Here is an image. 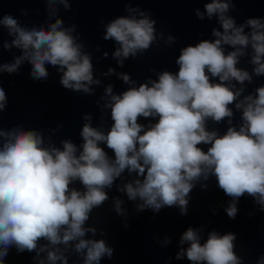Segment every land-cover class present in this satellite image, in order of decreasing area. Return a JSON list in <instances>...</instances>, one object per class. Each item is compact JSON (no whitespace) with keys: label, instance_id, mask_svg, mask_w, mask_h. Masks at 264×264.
Here are the masks:
<instances>
[{"label":"clouds","instance_id":"obj_1","mask_svg":"<svg viewBox=\"0 0 264 264\" xmlns=\"http://www.w3.org/2000/svg\"><path fill=\"white\" fill-rule=\"evenodd\" d=\"M228 10L229 4L220 0L206 5L209 17L220 14L224 33L214 30L220 39L183 49L177 60L178 74L165 71L159 82H152V87L144 84L122 97L112 96L111 130L105 135L86 124L79 156L70 142L64 143L63 151L47 150L34 132H0V136L10 137L0 150V264L13 245L21 252H31L42 238L52 245H67L84 237L89 231L83 227L89 213L108 199L104 189L125 169L143 177V182L137 180L135 187L131 183L125 186L129 199L139 197L144 201L141 210L147 206L158 212L164 206L178 204L186 213L192 181L202 175L207 179L208 173L215 175L228 196L240 198L247 193L264 205V87L256 90L257 98L248 96L236 105L243 108L245 122L239 131L229 128L227 134L218 136L205 127L208 118L220 122L233 115L228 105L239 93L230 90L225 82L235 79L243 84L251 80L246 71L236 67L243 52L225 55L222 44L247 47L251 42L255 51L252 62L258 65L255 73L264 74V31H259L264 24L258 19L247 21L253 29L250 40L243 27L237 28L231 18L225 17ZM0 23L16 35L13 44L23 49V57L5 66L8 72L17 71L27 58L33 64L32 75L47 78L44 65L49 63L60 66L65 88L89 91L86 83L93 82L90 58L81 54L66 31L57 30L61 21L52 25L49 32L26 30L11 16L3 17ZM154 23L147 18H119L107 26L104 38H114L121 45L116 57L134 56L154 41ZM210 77L218 78L220 83L210 82ZM122 79L129 82L128 75ZM107 91L111 94V87ZM5 99L0 88V111ZM141 116L159 119L145 130L138 123ZM101 142L114 152V162L99 146ZM201 144L211 147L205 152L198 147ZM77 179L85 188L83 193L69 187ZM117 211H121L119 206ZM226 211L235 218L238 209L233 203ZM235 238L233 234L221 237L212 232L201 244L197 232L190 228L183 234L182 242H190L186 255L193 264H241L233 251ZM75 248L77 252L86 250L85 264H99L105 254L111 257L113 251L103 240L79 239ZM48 259L54 264L62 257L49 252Z\"/></svg>","mask_w":264,"mask_h":264},{"label":"water","instance_id":"obj_2","mask_svg":"<svg viewBox=\"0 0 264 264\" xmlns=\"http://www.w3.org/2000/svg\"><path fill=\"white\" fill-rule=\"evenodd\" d=\"M213 0H0V21L11 16L26 30L43 29L61 21L58 31H66L79 46L82 55H87L92 64L93 82L87 84L88 92L65 88L62 83L63 71L60 66L45 63L47 78L32 75L33 64L23 59L17 71L8 72L6 65L15 64L23 57V49L13 44L17 38L0 23V88L5 93L3 110L0 111V132H34L42 138V147L47 150H64V143H72L76 155L83 152L85 143L82 136L84 126L90 125L105 135L111 130L112 96H121L132 88L138 89L152 82H159V76L167 71L178 74L177 60L182 50L195 47L203 41L215 42L220 37L214 30L224 33L220 14L209 17L206 5ZM229 4L225 17L231 18L237 28L243 27L244 34L251 40L253 29L247 24L258 19L264 24V0H220ZM201 16L203 18H201ZM119 18L145 19L154 21L155 39L146 50H138L127 58L116 57L121 45L115 39L106 40L107 26ZM259 31H264L260 29ZM225 55L241 51L237 69L246 71L251 80L241 84L235 79L225 82L234 93L236 100L228 105L233 115L220 122L208 118L206 131L218 136L227 134L229 128L237 131L244 125L243 108L237 104L245 98H257V89L264 87V74L257 75L253 57L255 51L251 42L247 47L222 44ZM121 61L123 62L121 64ZM264 62V60H262ZM66 71V69H64ZM129 76V82L122 77ZM210 75V74H209ZM210 82L220 83L216 77ZM111 87V94L107 89ZM159 117L138 118V123L148 130L158 122ZM143 132L141 133V135ZM8 135L0 136V150L8 142ZM111 161L114 152L101 142ZM207 152L210 144L198 145ZM143 177L137 172L125 169L110 187H106L108 199L89 213L83 227L89 229L79 239L100 241L112 249V255L105 254L99 264H193L186 252L190 242H182L183 234L192 229L200 237V243L207 242L209 235H235L234 253L241 264H264V205L245 193L240 198L228 196L218 185L215 175L208 173L192 181L193 188L186 197L187 211L184 213L177 204L164 206L160 211L140 206L144 201L139 197L129 199L125 186ZM83 193L85 188L77 179L69 185ZM235 203L238 212L229 217L226 209ZM121 211H117V207ZM94 229L95 231H91ZM79 239L67 245H52L46 239L37 242L34 251H19L16 246L8 248L3 264H53L49 252L61 256L54 264H85L86 250L77 252ZM41 249H44L41 251ZM3 249L0 248V251ZM96 264V262H93Z\"/></svg>","mask_w":264,"mask_h":264}]
</instances>
